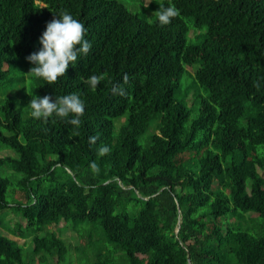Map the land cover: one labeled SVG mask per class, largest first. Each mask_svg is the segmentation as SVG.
<instances>
[{
	"label": "trees",
	"instance_id": "obj_1",
	"mask_svg": "<svg viewBox=\"0 0 264 264\" xmlns=\"http://www.w3.org/2000/svg\"><path fill=\"white\" fill-rule=\"evenodd\" d=\"M148 4L180 11L161 24L118 0H0V82L17 68L24 87L54 14L71 11L91 41L56 81L30 72L34 94H80L79 125L0 94V151L14 152L0 155V264H61L60 221L99 232L92 264H264V0ZM183 76L195 107L176 97Z\"/></svg>",
	"mask_w": 264,
	"mask_h": 264
},
{
	"label": "clouds",
	"instance_id": "obj_2",
	"mask_svg": "<svg viewBox=\"0 0 264 264\" xmlns=\"http://www.w3.org/2000/svg\"><path fill=\"white\" fill-rule=\"evenodd\" d=\"M179 8L174 4L160 6L157 12L158 22L167 24L171 18L179 14ZM87 28L84 22L71 11L63 10L46 21L45 27L38 36L39 47L27 54L26 60L32 62L28 72L44 81L53 82L63 76L69 64L74 65L78 56L87 54L91 48V41L86 38ZM91 87L97 86L102 74L91 73L88 76ZM121 93L123 89H120ZM30 115L34 118L47 119L52 115L67 118L74 125L81 123L80 116L85 109V101L76 91L59 96L48 93L43 95L31 94L28 104ZM89 141L95 142L96 135L89 136ZM100 153L110 151L107 144L99 147ZM93 169L99 170L93 160L89 162Z\"/></svg>",
	"mask_w": 264,
	"mask_h": 264
},
{
	"label": "rangeland",
	"instance_id": "obj_3",
	"mask_svg": "<svg viewBox=\"0 0 264 264\" xmlns=\"http://www.w3.org/2000/svg\"><path fill=\"white\" fill-rule=\"evenodd\" d=\"M122 2L124 5H126L132 12L138 13L140 16L146 18L147 20H152L157 15V9H151L148 7V3L151 0H118ZM156 3H160L162 0H152ZM193 26H191L189 33H188V41L189 42H198L201 40V37H194L193 34ZM188 71L193 72V67H188ZM16 75H21L19 72V69L13 68L12 73H9L4 79L0 82V94H2L3 90L5 93H3V96H8L14 100L15 105L20 110H29L28 108V98L31 99V94L34 95V87H35V80L33 78V75L28 72L26 74L25 79V85L23 88H19L17 84H13V78ZM189 77L183 76L181 79V91H178L176 93V97L179 98L182 101H185V103L192 107L194 104V107L196 103L194 102L193 97H184V93L186 90V87L189 86ZM123 120V117L120 119L119 122ZM14 155V152L11 149H4L0 151V155ZM9 170L4 169L2 170V173H7ZM5 214V221L10 222V224H13V221H15L18 216L13 214L12 211H8ZM52 229H56L59 231L60 236L64 239L68 246V253L61 261V264H92L93 259L95 258V255L97 251L100 248L103 247V240L99 238V232L95 230L93 227L91 229L94 230L93 232L89 233L88 228H90L89 225L86 224H80L77 229H79V232L82 231V236L78 233L76 229L72 227L69 223H64L63 221H60L58 224H52L50 226ZM2 232L8 235L9 237L16 239L19 244H24L25 248L28 250L32 247V242L29 237L27 238H21L17 235H14L10 232H8L6 229H2ZM113 245H108V247H112ZM79 247V248H78ZM48 264H56V257H49L48 258ZM58 264V263H57Z\"/></svg>",
	"mask_w": 264,
	"mask_h": 264
},
{
	"label": "water",
	"instance_id": "obj_4",
	"mask_svg": "<svg viewBox=\"0 0 264 264\" xmlns=\"http://www.w3.org/2000/svg\"><path fill=\"white\" fill-rule=\"evenodd\" d=\"M188 260H189V256H188Z\"/></svg>",
	"mask_w": 264,
	"mask_h": 264
}]
</instances>
